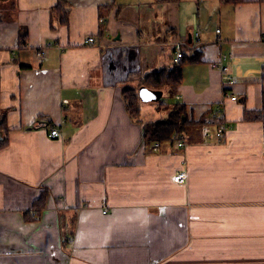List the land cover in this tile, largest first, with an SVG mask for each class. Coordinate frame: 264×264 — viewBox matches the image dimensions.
<instances>
[{"label": "crops", "instance_id": "crops-1", "mask_svg": "<svg viewBox=\"0 0 264 264\" xmlns=\"http://www.w3.org/2000/svg\"><path fill=\"white\" fill-rule=\"evenodd\" d=\"M66 1L69 24L52 28L58 0H0V264H264V124L244 121L264 110V0H213L188 25L182 6L175 17L155 0ZM181 43L199 61L184 65L169 104L231 129L147 148L143 125L156 120L143 102L133 120L122 93L174 67Z\"/></svg>", "mask_w": 264, "mask_h": 264}, {"label": "trees", "instance_id": "trees-1", "mask_svg": "<svg viewBox=\"0 0 264 264\" xmlns=\"http://www.w3.org/2000/svg\"><path fill=\"white\" fill-rule=\"evenodd\" d=\"M158 3L180 2L181 0H155ZM245 0H222L223 3L237 5L244 3ZM72 6L66 0H58L57 4L52 7V28H57L61 25H68ZM27 40V30L22 28L20 31V46H25ZM185 50V49H184ZM183 50V58L172 68H164L156 70L145 75L141 81V86H146L154 90H166L169 97L174 95V90L183 82L184 65L190 61H199V54H194L190 60L187 59L188 54ZM126 109L133 120L141 123V103L139 97V89H125L122 93ZM264 104V95H263ZM162 106H168L169 114L165 120L145 123L143 125V141L146 147H153L155 144H178L183 140L193 142V137L196 135V128L202 129L204 125H211L214 130L223 122V118L217 119L211 114L210 122L206 117L194 121L189 119L187 107L181 103L169 104L162 102ZM244 121H259L264 124V110L244 112ZM39 120L37 121V124ZM8 112L1 106L0 93V150L3 149L8 141ZM47 195L42 193L33 203L35 215L26 214V220H35L39 212L46 207ZM73 235V234H72ZM69 237V236H67ZM69 240V238H66Z\"/></svg>", "mask_w": 264, "mask_h": 264}, {"label": "rangeland", "instance_id": "rangeland-1", "mask_svg": "<svg viewBox=\"0 0 264 264\" xmlns=\"http://www.w3.org/2000/svg\"><path fill=\"white\" fill-rule=\"evenodd\" d=\"M214 5L215 2L213 0H181L180 2H169L168 8L171 15L179 17L182 6V19L184 24L188 25L192 22V20L199 19L200 13L205 15L206 12L212 9ZM146 16L148 18V14H146ZM163 48L164 51L169 54V47L164 46ZM162 92V97L159 100L142 103L143 108H148L144 110L145 113L143 114V118L145 120L153 118L156 121H160L165 120L167 118V113L161 103H170L172 99L167 98L166 90H162Z\"/></svg>", "mask_w": 264, "mask_h": 264}, {"label": "built area", "instance_id": "built-area-1", "mask_svg": "<svg viewBox=\"0 0 264 264\" xmlns=\"http://www.w3.org/2000/svg\"><path fill=\"white\" fill-rule=\"evenodd\" d=\"M219 32V30H218ZM199 34H197V37H198ZM95 42V38L93 37H90L86 40V43H94ZM189 47L191 45L189 44H179L177 45L176 49H175V57H174V62L175 63H178L182 58H183V50H182V47ZM193 46V45H192ZM227 59H231L230 56H225V55H222L221 56V60L219 61V67H220V70L222 71L223 73V81H224V88H229L230 86H232L234 83H235V80H234V77L232 76L231 72H230V69H229V66L226 63ZM237 96L233 95L232 96V100H237ZM231 129V126L230 124L226 123L225 121H223L217 128V131H216V137L219 139V140H223L225 138V135L227 133L228 130ZM50 136L51 137H60L61 136V133L58 129H52L51 130V133H50ZM181 147H183V144H179ZM187 180V172H180L178 174H176L174 176V182L176 184H183L185 183Z\"/></svg>", "mask_w": 264, "mask_h": 264}, {"label": "water", "instance_id": "water-1", "mask_svg": "<svg viewBox=\"0 0 264 264\" xmlns=\"http://www.w3.org/2000/svg\"><path fill=\"white\" fill-rule=\"evenodd\" d=\"M161 90H154L148 87H141L139 89V97L142 102L157 101L162 97Z\"/></svg>", "mask_w": 264, "mask_h": 264}, {"label": "bare ground", "instance_id": "bare-ground-1", "mask_svg": "<svg viewBox=\"0 0 264 264\" xmlns=\"http://www.w3.org/2000/svg\"><path fill=\"white\" fill-rule=\"evenodd\" d=\"M90 38V37H89ZM94 38V37H93ZM87 40V39H86ZM223 85H224V81H223ZM146 87V86H144ZM151 89V88H150ZM233 96V95H232ZM232 96H231V99H232ZM61 133V132H60ZM58 138V137H57ZM179 144H183L182 142H180Z\"/></svg>", "mask_w": 264, "mask_h": 264}]
</instances>
